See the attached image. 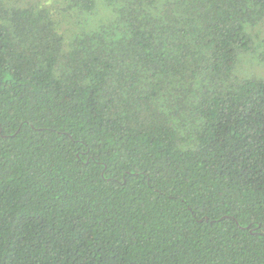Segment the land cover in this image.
Listing matches in <instances>:
<instances>
[{"label":"trees","instance_id":"trees-1","mask_svg":"<svg viewBox=\"0 0 264 264\" xmlns=\"http://www.w3.org/2000/svg\"><path fill=\"white\" fill-rule=\"evenodd\" d=\"M259 28L264 0H0V264H264Z\"/></svg>","mask_w":264,"mask_h":264},{"label":"rangeland","instance_id":"rangeland-1","mask_svg":"<svg viewBox=\"0 0 264 264\" xmlns=\"http://www.w3.org/2000/svg\"><path fill=\"white\" fill-rule=\"evenodd\" d=\"M255 33L254 41L259 48L254 54L238 58L234 72L239 78L264 79V28H259V31L256 29Z\"/></svg>","mask_w":264,"mask_h":264}]
</instances>
